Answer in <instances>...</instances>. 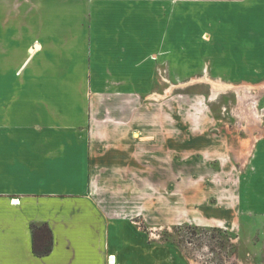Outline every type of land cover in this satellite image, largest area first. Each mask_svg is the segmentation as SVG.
<instances>
[{"label": "crops", "instance_id": "obj_1", "mask_svg": "<svg viewBox=\"0 0 264 264\" xmlns=\"http://www.w3.org/2000/svg\"><path fill=\"white\" fill-rule=\"evenodd\" d=\"M218 62L260 66L221 76ZM163 67L171 80L263 83L264 0H0V264H169L135 215L98 199L106 173L124 163L100 151L89 115L90 97L153 93ZM116 150V161L135 164ZM231 207L212 219L264 224L262 138ZM33 224L52 233L45 257L32 252Z\"/></svg>", "mask_w": 264, "mask_h": 264}, {"label": "rangeland", "instance_id": "obj_2", "mask_svg": "<svg viewBox=\"0 0 264 264\" xmlns=\"http://www.w3.org/2000/svg\"><path fill=\"white\" fill-rule=\"evenodd\" d=\"M216 52L226 55L225 48ZM225 64L214 66L221 76L233 71L242 77L243 66L251 72L260 66L236 63L226 70ZM166 70L157 71L149 95L90 97L92 133L102 142L100 151L112 163H124V169L105 172V185L95 190L98 199L111 204V214L135 215L148 242L166 247L169 264H264L262 220L245 216L237 224L235 217V224L225 225L212 219L220 216L218 211H233L238 178L254 142L264 139V89L251 90L250 97L234 90L213 96L210 81L215 80H201L205 75L171 80ZM247 78L227 83L242 90L244 82H253ZM120 146L133 152L132 167L123 154L116 161Z\"/></svg>", "mask_w": 264, "mask_h": 264}, {"label": "trees", "instance_id": "obj_3", "mask_svg": "<svg viewBox=\"0 0 264 264\" xmlns=\"http://www.w3.org/2000/svg\"><path fill=\"white\" fill-rule=\"evenodd\" d=\"M32 252L36 257H45L52 251V233L46 224L31 225Z\"/></svg>", "mask_w": 264, "mask_h": 264}, {"label": "bare ground", "instance_id": "obj_4", "mask_svg": "<svg viewBox=\"0 0 264 264\" xmlns=\"http://www.w3.org/2000/svg\"><path fill=\"white\" fill-rule=\"evenodd\" d=\"M196 79H197V77H196ZM201 80H206V81H210L211 80V78L210 77H208L207 75L206 76H204L203 77V79H201ZM212 80H215L214 82H211L210 81V83H211V85H212V88L211 89H213V96H215V95H217V93L218 92H224V91H227V90H234V92L236 93V94H238V92H240V91H244V92H242L243 93V96L244 97H250L249 95H250V91L251 90H253V89H255V88H257L258 90H260V89H264V82L263 83H261V84H259L258 86H256V85H252V84H243L241 87V89L242 90H240L239 88H238V86H235L234 84H232V83H227V82H223L221 79H212ZM192 81H194V80H192ZM199 81V80H198ZM200 83V82H199ZM169 91V90H168ZM158 95V94H157ZM159 96V95H158ZM154 98V97H153ZM250 114H252L251 113V111L249 110L248 111ZM254 113H255V111H254ZM251 116V115H250ZM253 120V119H252ZM112 261V260H111ZM111 261H109L110 263H111ZM113 262V261H112Z\"/></svg>", "mask_w": 264, "mask_h": 264}, {"label": "built area", "instance_id": "obj_5", "mask_svg": "<svg viewBox=\"0 0 264 264\" xmlns=\"http://www.w3.org/2000/svg\"><path fill=\"white\" fill-rule=\"evenodd\" d=\"M260 111H261L262 113H264V108H261ZM12 203L14 204V201H13ZM15 204H16V203H15ZM109 264H110V262H109Z\"/></svg>", "mask_w": 264, "mask_h": 264}]
</instances>
